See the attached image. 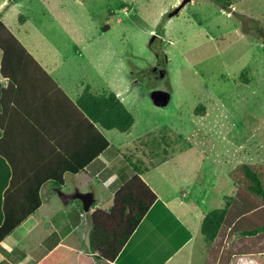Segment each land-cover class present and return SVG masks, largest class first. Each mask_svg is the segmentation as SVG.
I'll return each instance as SVG.
<instances>
[{"label":"rangeland","instance_id":"obj_1","mask_svg":"<svg viewBox=\"0 0 264 264\" xmlns=\"http://www.w3.org/2000/svg\"><path fill=\"white\" fill-rule=\"evenodd\" d=\"M182 1L0 0V19L32 52L127 88L133 154L124 155L148 168L168 159L157 170L165 178L151 172L162 188L203 198L200 211L227 201L246 211L260 198L243 166L264 185V0H189L169 16ZM262 207L240 225L263 223Z\"/></svg>","mask_w":264,"mask_h":264},{"label":"crops","instance_id":"obj_2","mask_svg":"<svg viewBox=\"0 0 264 264\" xmlns=\"http://www.w3.org/2000/svg\"><path fill=\"white\" fill-rule=\"evenodd\" d=\"M16 37L39 67L22 56L21 63L8 61L6 73H0V155L10 169L5 198H11L8 208L16 213L19 199L12 198H28L29 210L36 202L29 189L38 186L40 203L0 240V264H264L259 235L241 236L229 232V225L220 247L205 242L200 225L209 211H200L203 198L179 197L152 176L168 159L140 174L157 199L115 259H102L89 250L84 243L88 221L76 194H91L90 213L111 206L114 192L134 173L123 151L133 154L129 145L133 125L128 132H119L92 124L76 99L88 86L94 94L113 92L122 101L127 88L115 90V84L109 82V86L101 79L103 73L98 74L99 79H88L83 72L79 76L67 64L69 57L59 63L52 60L51 53L32 52L27 40ZM1 58L0 49V67ZM104 60L108 62L107 57ZM59 177L61 185L54 181ZM156 182L160 191L154 187ZM252 211L238 213L231 205L227 215L234 216L231 224L239 218L235 227L242 230L241 219L253 215Z\"/></svg>","mask_w":264,"mask_h":264},{"label":"trees","instance_id":"obj_3","mask_svg":"<svg viewBox=\"0 0 264 264\" xmlns=\"http://www.w3.org/2000/svg\"><path fill=\"white\" fill-rule=\"evenodd\" d=\"M213 1L224 8H230L232 3V0ZM0 49L2 51L0 67V73L2 75L6 73V64L8 65V61L21 63L24 58L22 56H25L34 65L39 67V64L28 53L24 45L1 19ZM156 54L158 53L156 52ZM76 104L82 113L90 119L92 124H98L101 128L128 132L133 125L134 117L132 113L113 92H109L106 95L94 94L86 86L76 99ZM104 143L106 145L108 144L105 140ZM126 161L133 167V175L114 192L112 204L108 209H95L91 212L92 229L89 235L90 248L93 252H97V256L102 259H115L141 219L157 199L155 192L140 177V174L147 171L148 167L144 166L143 161L139 159L135 162L130 159H126ZM243 171L245 177L249 180L248 191L254 196H257V198H260L259 205L253 204L251 206L253 208L252 212L259 211L264 206V185L255 170L244 165ZM9 179L10 169L7 162L0 155V240L22 222L40 203L38 186L31 187L29 189L30 193L35 197L36 202L28 210V198H12L14 200L19 199L15 205L16 207H20V209L17 213L11 211L8 208L10 207L8 200L11 198H7V201L5 198V193L9 189ZM54 181L57 185L62 184L61 177ZM250 197L245 196V198ZM237 198H239L238 195ZM229 208L230 201H227L223 207L215 208L207 212L201 220V233L205 242L211 245V247H220L225 231L233 221L232 219H234V216L230 218V214L227 215ZM244 212L246 213L247 210ZM13 213L18 214V217H15L16 214ZM255 219L257 220L258 218L255 216ZM238 220L239 218L231 224L232 226L229 232L236 231L241 236H264V219H262L263 223H259V225H255L253 228H245L242 230L238 229V225L235 227ZM228 249H223L221 253L222 258L228 252Z\"/></svg>","mask_w":264,"mask_h":264},{"label":"water","instance_id":"obj_4","mask_svg":"<svg viewBox=\"0 0 264 264\" xmlns=\"http://www.w3.org/2000/svg\"><path fill=\"white\" fill-rule=\"evenodd\" d=\"M189 0H183L179 6H177L176 8H174V10H172L169 13V16H173L175 15L178 10ZM76 197H78L81 201H82V207L84 212L86 213V218L88 221V228L85 232V236H84V243L86 245V247L90 250V243H89V235H90V231L92 229V223H91V213L89 210L90 204L92 202V198H91V194L88 192L85 193H77Z\"/></svg>","mask_w":264,"mask_h":264},{"label":"built area","instance_id":"obj_5","mask_svg":"<svg viewBox=\"0 0 264 264\" xmlns=\"http://www.w3.org/2000/svg\"><path fill=\"white\" fill-rule=\"evenodd\" d=\"M239 259H241V258H239Z\"/></svg>","mask_w":264,"mask_h":264}]
</instances>
